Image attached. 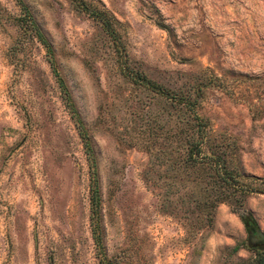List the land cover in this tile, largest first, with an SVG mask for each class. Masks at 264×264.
<instances>
[{
  "label": "rangeland",
  "instance_id": "rangeland-1",
  "mask_svg": "<svg viewBox=\"0 0 264 264\" xmlns=\"http://www.w3.org/2000/svg\"><path fill=\"white\" fill-rule=\"evenodd\" d=\"M21 3L0 0V264H264V0ZM193 114L221 172L188 161Z\"/></svg>",
  "mask_w": 264,
  "mask_h": 264
},
{
  "label": "trees",
  "instance_id": "trees-1",
  "mask_svg": "<svg viewBox=\"0 0 264 264\" xmlns=\"http://www.w3.org/2000/svg\"><path fill=\"white\" fill-rule=\"evenodd\" d=\"M17 1L19 3H21V0H17ZM20 6H21V8L24 9V12L26 13L27 10H26L25 6L22 3L20 4ZM35 34L38 36V38L41 42H43V43L45 42L44 39L40 36V33L37 31V29L35 30ZM46 50L47 51L49 50L48 47L46 48ZM48 60H49L50 66L52 67L53 71L55 72L53 62H52V59L50 56H49ZM58 81H59V85L63 86V83L59 78H58ZM63 92L65 93V89H63ZM64 98L66 99L65 102L67 104H70V102L68 101V96L65 95ZM191 120H192L191 121L192 125H196L197 128H199L201 130V132H198V133L191 132L187 135H184L183 143H185L188 147L187 156H188L189 163H191V162H198V163H204V164L208 163V164H210V166L212 165L214 167V169H217L218 172H221V170H223L225 165H224V162L222 161V159H220L219 155H216L217 157H212V158H209L212 155H207L206 153H202L200 155V151L208 143V135H207V133L203 127L205 124L195 114H193V118H191ZM189 123H190V121H189ZM81 136H83V135L81 134ZM85 144H86V142H85ZM224 182L226 183V186L229 187L230 189L243 190L241 185H239L236 181L225 179ZM95 192H96V189L92 188L91 189V199L92 200L95 196ZM216 196H217V198H221V197H219V195H216ZM255 264H263L262 257L257 259Z\"/></svg>",
  "mask_w": 264,
  "mask_h": 264
}]
</instances>
